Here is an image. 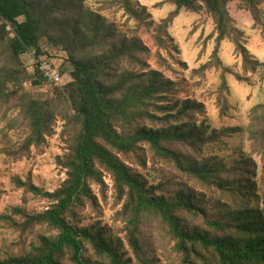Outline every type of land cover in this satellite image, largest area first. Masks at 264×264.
<instances>
[{
	"label": "rangeland",
	"instance_id": "obj_1",
	"mask_svg": "<svg viewBox=\"0 0 264 264\" xmlns=\"http://www.w3.org/2000/svg\"><path fill=\"white\" fill-rule=\"evenodd\" d=\"M122 1L62 0L59 2L62 6L57 11L51 10L46 14L40 46L55 64L67 63L69 52L60 39L63 34L60 25L68 26L72 14L82 10L100 13L107 23L115 24L128 36L137 35L148 47V51L142 55L144 66L138 68L157 70L164 78L173 81L169 104L178 102L179 107L186 98L204 104L203 113H191L193 115L185 117L182 123L186 124L189 120L197 129L207 131V135L213 131L223 133L230 127L241 128L232 134H220V138L213 143L196 147L178 144L184 158L194 163L221 162L228 172L237 165L238 168L229 174L233 188L238 190L253 186L257 194L249 202L247 196H239L240 193H234L231 189L222 190L212 182L198 179L172 160L158 155L146 142L139 143L128 154L118 153L119 158L148 186H161L155 190L157 195L164 193L167 197H174L176 192L183 191L186 196L193 197L196 204H203L206 213L186 209L177 211L181 225L188 229L197 228L202 232L208 229L209 235H213V228L207 224L209 220L240 210L247 202V208H258L264 215V148H254L248 131L253 108L264 104V73L259 64L253 67L245 63L244 54L236 43L238 41L245 47L251 59L264 62V1L259 4L256 14L243 6V0H229L228 10L238 33L234 38L226 37L221 41L217 39L214 19L204 7L197 11L182 8L167 27L159 31L163 20L175 11V3L168 0H135L146 8L147 22H152L139 25V21L122 7ZM35 2L45 10L52 6V0ZM33 51L31 49L21 55L22 62L28 65L29 70L22 75L23 81L16 84L2 81L3 69L7 70L13 65L6 48H0V90L5 94L12 92L0 100V258L10 254H29L43 236L58 232L50 230L47 225H36L21 232L12 227L5 217L12 215L20 221L23 217L14 214V207L37 214L56 202L26 191L25 187L16 184L15 179L32 183L43 191L59 189L68 179V168L63 161L73 153L78 132L75 110L61 93L72 77L65 75L59 85L35 82L31 78L33 66L29 63ZM122 65L129 66L128 61ZM205 65L207 67L202 69ZM31 100L41 103L50 118L43 141L19 155L16 153L18 147L24 144L31 132ZM226 104L227 113H222ZM153 110L156 111L155 108ZM139 123L151 124L148 120ZM97 168L101 172L102 182L90 181L91 194L96 198L97 205L85 198V203L76 207L75 217L80 219L79 225L106 229L108 237L129 264H184L183 254L177 250L176 239L168 225L153 213L142 214L138 232L141 249L139 253L133 250L123 212L126 195L118 192L113 175L105 167L98 164ZM87 247L89 254L94 258L99 257L89 244ZM204 252L205 256L213 259L211 253ZM197 264H205V261L200 260Z\"/></svg>",
	"mask_w": 264,
	"mask_h": 264
},
{
	"label": "trees",
	"instance_id": "obj_2",
	"mask_svg": "<svg viewBox=\"0 0 264 264\" xmlns=\"http://www.w3.org/2000/svg\"><path fill=\"white\" fill-rule=\"evenodd\" d=\"M61 1L52 0L51 8L45 10L35 0H0V48H6L13 65L3 69L2 81L16 84L23 81L22 75L29 68L22 62L21 55L31 49L35 50L37 58H51L39 42L46 14L51 10L57 11L62 6L59 5ZM168 1L175 3L176 9L163 20L159 31H163L182 8L197 11L204 7L214 19L218 41L226 37L234 38L238 33L228 10L229 0ZM263 1L243 0V6L257 14ZM122 7L139 21V25L152 23L147 22L146 8L135 0H123ZM8 25L10 29H7ZM60 27L63 33L60 39L69 52V61L60 63L59 70L63 76L70 74L72 77L61 93L74 108L78 125L73 153L63 161L69 176L54 192L43 191L32 183L15 179L16 184L25 187L26 191L56 202L37 214L14 207V214L23 217L20 221L12 215L5 217L12 227L21 232L36 225H47L50 230L58 232L43 236L29 254H10L0 258V264H129L108 237L106 229L81 226L80 219L75 217L76 207L83 205L85 198L97 205L96 198L91 194L90 181L102 182L98 164L113 175L118 192L126 195L123 212L127 219L128 240L136 253L141 249L138 232L142 214L153 213L168 225L176 239L177 250L183 254L184 264H197L200 260L205 264H210L208 261L218 264H264V215L260 209L246 206L256 197L253 186L238 190L233 188L229 174L238 168L237 165L228 172L221 162L194 163L186 160L178 150V144L196 147L213 143L220 138V134H232L241 128L230 127L223 133L213 131L207 135V131L197 129L189 120L186 124L182 123L185 117L193 115L191 113H203L204 104L186 98L179 107L178 102L170 105L173 81L164 78L157 70L138 68L144 66L142 55L148 47L137 35L128 36L115 24L107 23L100 13L82 10L72 14L68 26L61 23ZM236 43L244 54L245 63L253 67L259 64L264 73V62L251 59L245 47L238 41ZM124 61H128L130 67L123 66ZM32 71L31 78L35 82L45 81L54 85L40 71L38 64ZM11 93L5 94L0 90V100ZM160 101L166 103L159 104ZM153 108L164 113L158 114ZM227 109L226 104L222 113H227ZM29 116L31 132L24 144L18 147L16 153L19 155L43 141L50 118L42 104L35 100L30 101ZM146 120L151 124L139 123ZM248 131L254 148H264V104L253 108ZM142 142L150 144L158 155L172 160L198 179L212 182L222 190L231 189L240 193L239 196H247L249 202L229 215L209 220L207 224L213 228V235H209L208 229L202 232L197 228L183 227L176 214L178 210L201 213H206V210L202 203L196 204L193 197L186 196L183 191L176 192L174 197H167L164 193L157 195L155 190L161 186H148L119 158L118 153L133 152ZM87 244L99 257L89 254ZM204 251L211 253L215 261L205 256Z\"/></svg>",
	"mask_w": 264,
	"mask_h": 264
},
{
	"label": "built area",
	"instance_id": "obj_3",
	"mask_svg": "<svg viewBox=\"0 0 264 264\" xmlns=\"http://www.w3.org/2000/svg\"><path fill=\"white\" fill-rule=\"evenodd\" d=\"M7 29H10V26H7ZM30 64L34 67L38 64L40 71L46 76L50 82L54 85H59L62 83L64 76L59 70V65L55 64L51 59L42 56L41 58L36 57L35 50L32 52V58L29 61Z\"/></svg>",
	"mask_w": 264,
	"mask_h": 264
}]
</instances>
